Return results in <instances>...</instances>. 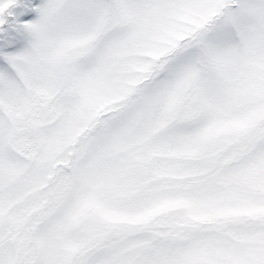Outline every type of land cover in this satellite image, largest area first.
Wrapping results in <instances>:
<instances>
[{
    "label": "rangeland",
    "instance_id": "1",
    "mask_svg": "<svg viewBox=\"0 0 264 264\" xmlns=\"http://www.w3.org/2000/svg\"><path fill=\"white\" fill-rule=\"evenodd\" d=\"M0 264H264V0H0Z\"/></svg>",
    "mask_w": 264,
    "mask_h": 264
}]
</instances>
